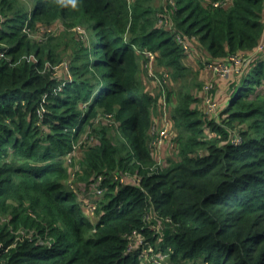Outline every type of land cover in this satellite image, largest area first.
I'll return each mask as SVG.
<instances>
[{"label":"trees","instance_id":"obj_1","mask_svg":"<svg viewBox=\"0 0 264 264\" xmlns=\"http://www.w3.org/2000/svg\"><path fill=\"white\" fill-rule=\"evenodd\" d=\"M175 6L177 29L169 33L146 16L154 9L137 0L132 6L128 0H36L28 15L0 0L6 44L0 45V264H264V101L257 92L264 53L256 52L264 0H176ZM47 13L81 16L96 36L91 59L79 65L73 52L70 82L53 75L50 52L23 32ZM177 30L190 45L204 47L205 59L228 63L236 56L250 64L218 113L226 125L205 121L192 107L194 96L178 93L172 118L179 160L161 169L149 146L153 98L133 92L129 70L137 46L155 51L173 78L182 76L189 67ZM96 108L119 121L121 138L119 144L97 138L86 148V167L105 177L102 186L126 171L139 183L112 186L91 222L63 186L62 157ZM234 121L248 129L232 131ZM205 125L214 138H204ZM86 183L90 188L92 181ZM45 234L53 241L35 242Z\"/></svg>","mask_w":264,"mask_h":264},{"label":"rangeland","instance_id":"obj_2","mask_svg":"<svg viewBox=\"0 0 264 264\" xmlns=\"http://www.w3.org/2000/svg\"><path fill=\"white\" fill-rule=\"evenodd\" d=\"M9 1L14 9L19 10V12H26L27 15L36 3V0ZM175 1L176 0H137L140 4V8L152 7L154 9V11L146 12V16L148 18L150 17L157 26L162 27L169 33L177 29L175 27L173 12L170 10L171 7H176ZM128 2L130 6H132L136 3V0H128ZM35 21L36 23L33 27L23 30L24 34L32 39V41L39 42L40 46H43L44 49L50 52L52 60H49L47 66L48 68L51 67L53 75L59 77L62 83L70 82L75 75L69 68L73 52H76V54L81 57L77 63L79 65L81 62L87 60V57H89V59L92 58L90 53V49L92 48L91 41L93 40L92 42H94L93 38L96 36L93 35L92 30L88 26V22L81 16L66 20L57 14L52 15L50 13H47L44 18H35ZM262 22L263 30L259 40V46L264 42V14ZM2 25L3 23L0 24V28H2ZM39 29L43 32L40 37L37 36ZM177 34H181V31L177 30ZM122 37L125 38L126 41H129L132 35L125 31ZM174 38L176 40L175 36ZM0 45L5 46L6 44L0 41ZM179 45L185 54L183 61L186 65H189V68L182 76L177 78H173L172 69L162 64L160 58H147L145 55L138 52L137 46H134L132 49L133 67L131 66L129 70V77L132 81L134 80L133 82L137 85V88L133 89V92L136 94H139L141 91L149 94L151 93L150 95L153 98L152 105L147 107V113L151 115L149 134L150 138L152 137V141L149 140V146L151 145L150 148L153 157L156 164L161 169L175 164L179 160L177 130L175 121L172 118V112L176 104V96L178 93L189 92L194 96L195 102L192 107L202 114L205 121L212 120L220 125H226L218 118V113L225 106L224 103L229 94V90L234 85L235 81L237 82L241 77L243 70L250 64L248 61L247 63H234V66L231 68L230 66H225L227 69H230V71L223 74L226 70H223L222 73L219 67L221 61L218 62L217 59L215 61L205 59L204 53L206 51L198 42L197 46L191 44L188 51H185L181 44ZM259 46H257L256 52H261ZM262 51H264V49H262ZM249 53L254 52L251 51ZM189 54H192L193 59L189 57ZM85 76L90 77L89 74ZM62 83H59V85H62ZM257 92L259 93L258 101H264V84L259 85ZM207 98H213L215 101L216 107H214L213 110L208 108L206 102ZM101 109L103 108H96L94 110L89 121L87 120V122H85V128L83 132L79 134L77 143L73 146L72 151L62 157V165L67 169L66 176L62 180L63 186L76 197L77 202L81 204L83 211L90 218L91 222L96 221L98 208H101L103 203L107 202L109 196H106V193L111 192L112 186H114L113 189L115 190V187L120 185H135L139 183L138 176L126 171L119 176L112 175L106 177V182L101 188L102 193L100 196H96L92 185L90 188L87 187L86 182L88 179L97 183L100 181V178L91 173L89 165L87 167L85 165L84 156L87 150L86 148L97 143L96 139L100 136H105V138L114 141L116 140V144H119L118 138H121L119 121L106 116L103 114L105 112L101 111ZM229 126H231L232 131H237L238 129L246 131L248 129V125L239 121H234L232 125ZM163 128L167 130L166 137L163 138L165 142L161 146L155 145L154 140L157 132ZM203 134L206 140H210L216 135L211 126L206 125L203 128ZM103 180H105V177ZM18 233L19 231L17 234ZM27 236L30 237V235ZM50 241H53V237L49 234H45L43 236H36L35 242L46 245L47 242ZM149 252L150 250L147 249L142 250L140 256H142V254L143 256H147ZM147 260L148 256L143 257L141 262L143 263Z\"/></svg>","mask_w":264,"mask_h":264},{"label":"built area","instance_id":"obj_3","mask_svg":"<svg viewBox=\"0 0 264 264\" xmlns=\"http://www.w3.org/2000/svg\"><path fill=\"white\" fill-rule=\"evenodd\" d=\"M182 36H183L182 34H177V32L175 33V37H176L177 42L182 45V47L184 48L185 51H188L190 48V42L187 41V39H183ZM259 47H260L261 52L264 53V51H262V49H264V42H262ZM138 52L140 54L145 55L149 59H153L156 56L155 52H152V51L147 50V49H144V50H141ZM239 62H240V59H238L236 56H230L228 63H226V61L223 63H220L219 67L221 68L222 73H223V70H226L225 73H223V74H226L227 72L230 71V69H227L225 66H230V68H231L232 66H234L233 65L234 63L239 64ZM206 102H207V106L209 109L213 110L214 107H216L215 106L216 103L213 100V98H207ZM166 134H167V130L165 128H163L159 132H157V135H156L155 140H154V144L161 146L165 142V140H163V138L166 137ZM158 141H159V143H158ZM232 141L234 143L238 144L240 140L237 136H235V137H233ZM98 178H100L99 182H97V183L92 182V184H91L94 192L96 193V196L97 195L100 196L102 193V189H101L102 183L101 182L103 181L104 177L98 176ZM135 243L137 244L136 246H139V244H141V238H137ZM147 250H149V249H147ZM142 256H143V254H142Z\"/></svg>","mask_w":264,"mask_h":264},{"label":"crops","instance_id":"obj_4","mask_svg":"<svg viewBox=\"0 0 264 264\" xmlns=\"http://www.w3.org/2000/svg\"><path fill=\"white\" fill-rule=\"evenodd\" d=\"M194 44L197 46V44L194 42ZM189 57H191L192 59H193V56H192V54H189ZM188 67H189V65H187ZM151 94V93H150ZM150 117H151V115H150Z\"/></svg>","mask_w":264,"mask_h":264}]
</instances>
